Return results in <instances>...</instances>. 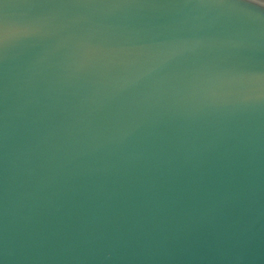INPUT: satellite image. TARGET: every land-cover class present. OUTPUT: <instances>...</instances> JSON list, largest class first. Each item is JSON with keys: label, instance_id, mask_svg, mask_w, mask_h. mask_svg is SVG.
I'll use <instances>...</instances> for the list:
<instances>
[{"label": "water", "instance_id": "95a60500", "mask_svg": "<svg viewBox=\"0 0 264 264\" xmlns=\"http://www.w3.org/2000/svg\"><path fill=\"white\" fill-rule=\"evenodd\" d=\"M264 0H0V264H264Z\"/></svg>", "mask_w": 264, "mask_h": 264}, {"label": "snow or ice", "instance_id": "6c2138e0", "mask_svg": "<svg viewBox=\"0 0 264 264\" xmlns=\"http://www.w3.org/2000/svg\"><path fill=\"white\" fill-rule=\"evenodd\" d=\"M262 7H264V5H262Z\"/></svg>", "mask_w": 264, "mask_h": 264}]
</instances>
